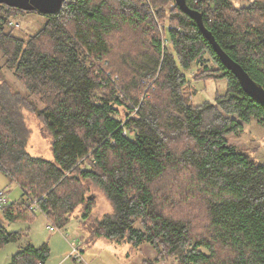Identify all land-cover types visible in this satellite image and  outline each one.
Returning <instances> with one entry per match:
<instances>
[{
    "label": "trees",
    "instance_id": "trees-1",
    "mask_svg": "<svg viewBox=\"0 0 264 264\" xmlns=\"http://www.w3.org/2000/svg\"><path fill=\"white\" fill-rule=\"evenodd\" d=\"M116 1L115 9L109 0H68L59 13L43 15L45 25L26 41L9 28L14 14L24 11L0 5V52L25 89L10 93L0 86V172L23 191L19 202L0 210L3 219L41 213L61 229L78 215L83 225L96 205L89 190L96 188L112 212L83 229L93 242L148 244L177 264H264V164L227 140L253 121L264 128V107L243 91L177 6L168 14L155 9L156 22L141 0ZM186 6L201 14L218 47L264 89V0L243 6L186 0ZM122 26L143 37L142 52L124 57L125 64L140 63L133 66L139 76L128 84L109 61L113 33ZM205 56L225 91L196 105L183 91L205 81L193 69L209 71ZM139 77L142 84L154 80L153 89L142 93ZM162 95L168 108L158 102ZM28 113L48 134L51 159L28 153ZM31 201L39 212L30 210ZM201 204L207 225L197 230L191 209ZM20 237L0 223V249ZM49 254L46 243L29 245L9 264H44Z\"/></svg>",
    "mask_w": 264,
    "mask_h": 264
},
{
    "label": "rangeland",
    "instance_id": "rangeland-1",
    "mask_svg": "<svg viewBox=\"0 0 264 264\" xmlns=\"http://www.w3.org/2000/svg\"><path fill=\"white\" fill-rule=\"evenodd\" d=\"M109 1L115 9L117 5H120L116 0ZM244 1L245 3L242 0H238V4L240 6L246 5L248 1ZM67 2L68 0H66L64 4ZM231 2L233 5H236V0H231ZM150 3L151 9H154L155 15V9H160L161 14H168L173 11L176 6L174 1L163 4L160 0H150ZM144 10L147 14H150L155 21L158 20L156 18L157 15L153 17V14L148 13L145 7ZM45 23L46 18L38 13H15L9 21V28L14 36L26 41L29 37L35 35ZM149 37L145 36L146 39ZM142 43L143 37L140 31L131 30L122 26L121 30L113 33L111 46L114 49H112L110 53L109 61L112 69L117 72L119 71L118 73L123 84H128L139 76L134 67H139L138 64L140 65V63L135 62L133 64V62H130L125 64L124 57L130 56L135 59L136 54L143 50V47H141ZM204 60L209 68L208 72L203 75L201 74L203 66H194L193 69L195 71L197 70V73H200L201 79L205 81H203V83L190 82L183 91L190 99V102L196 105L203 101L213 102L217 93H223L225 91V82L220 80V75L215 71L216 68L212 60L208 56H205ZM186 74L188 75L187 78L191 79L193 72ZM141 80V77H139L138 82L141 83V92L145 93L151 90L154 80L144 82L143 84ZM0 86L7 88L10 93H25V89L15 79L13 72L5 66V58L1 52ZM134 95H136V93ZM148 97L151 98L152 96L148 95ZM165 98L166 97L162 95L158 102H163V108H168L164 103ZM29 99L34 102V106L37 110L43 109V106L36 99L30 96ZM26 117L33 130L27 147V150H29L28 153L33 157L42 156L46 159H51L49 136L45 132L43 125L36 118L35 114L28 113ZM227 140L229 144L235 146L238 151L245 153L251 160L264 164V128L259 126L256 122L253 121L250 124L244 125L243 130L239 134L228 135ZM0 189L5 191L6 194L8 190L7 196L10 202L19 200L20 194L23 192L20 188V183L12 178V175L4 172H0ZM89 191V194L93 195L96 205L93 214L90 216L91 218L83 225L76 220L78 217L77 215L76 219H71L70 223L65 228L60 229L41 213L36 214V218L31 224L26 222L9 223L3 219L1 211L0 223L8 231H27V236L21 239L24 243H30L33 246H40L46 243L50 248L51 254L45 264H151V262L152 264H177L176 258L164 259L148 244H143L135 248L126 242H117L114 240L95 239L93 242L91 235H87V232L84 230L90 228L94 218L101 217V215L105 213H111L112 208L99 189L91 188ZM192 203L197 204L199 202L193 201ZM191 211L195 214V219L193 218L192 222L197 230L207 225V219L202 204L194 207ZM178 213L181 216V209L178 210ZM50 227L53 228L52 231L49 230ZM71 243H76L78 249H80V255L83 259L82 262H76L72 257H69L71 253ZM14 252H16V250ZM0 253L1 258H3L2 252ZM3 262L4 260L1 259L2 264H4Z\"/></svg>",
    "mask_w": 264,
    "mask_h": 264
},
{
    "label": "water",
    "instance_id": "water-1",
    "mask_svg": "<svg viewBox=\"0 0 264 264\" xmlns=\"http://www.w3.org/2000/svg\"><path fill=\"white\" fill-rule=\"evenodd\" d=\"M66 0H0V5H6L11 8H16L24 12H35L39 15H55L59 13ZM175 5L198 26V29L203 36L210 42L214 52L219 57L222 65L237 78L243 91L249 95L253 100L264 107V89L261 85L254 82L247 73L230 59L214 42L211 34L206 30L203 25L202 16L199 12L189 9L186 6V0H173Z\"/></svg>",
    "mask_w": 264,
    "mask_h": 264
},
{
    "label": "crops",
    "instance_id": "crops-1",
    "mask_svg": "<svg viewBox=\"0 0 264 264\" xmlns=\"http://www.w3.org/2000/svg\"><path fill=\"white\" fill-rule=\"evenodd\" d=\"M244 3H245V1L244 0H242ZM246 1H251V0H246ZM236 5L237 6H240L239 4H238V0H236ZM156 16V15H155ZM157 18V17H156ZM28 152H29V150H28ZM3 189V188H2ZM2 189H0V191L2 190ZM6 189V188H5ZM3 191V190H2ZM5 192V191H4ZM7 194H8V190H7ZM7 194H6V197H7V199H8V205H10V204H13V203H16L17 201L19 202V200H21L20 198H19V200H15V201H13V202H10L9 201V198H8V196H7ZM20 196H21V194H20ZM33 218L32 219H30V220H19V221H15V222H26V223H29V224H31L33 221H34V219L36 218V214L34 215V216H32ZM6 221V220H5ZM7 222H9V221H7ZM10 223V222H9ZM65 228V227H64ZM10 232H20L21 233V237L18 239V241L17 242H15V243H11V244H8V245H6V246H4L3 248H1L0 249V252H2V255L4 256L3 258H1V253H0V264H2L1 263V259H3L4 260V264H9L10 263V260H11V258L16 254V253H18L20 250H22L24 247H26V246H29V245H31V246H33L32 244H30V243H24V242H22L21 241V239L23 238H25L26 236H27V231H23V230H19V231H10ZM81 239H83V238H81ZM44 244V243H43ZM42 245V244H41ZM40 245V246H41ZM40 246H33V247H40ZM17 248V249H16ZM50 249V248H49ZM16 250V252H14ZM14 253V254H13ZM50 254H51V251H50ZM50 254H49V256H50ZM49 258V257H48ZM48 260V259H47ZM74 260V259H73ZM6 261V262H5ZM46 263V262H45ZM44 263V264H45Z\"/></svg>",
    "mask_w": 264,
    "mask_h": 264
},
{
    "label": "built area",
    "instance_id": "built-area-1",
    "mask_svg": "<svg viewBox=\"0 0 264 264\" xmlns=\"http://www.w3.org/2000/svg\"><path fill=\"white\" fill-rule=\"evenodd\" d=\"M141 1L143 3L144 7L147 9V12L153 14V17H156L155 13H154V9H151L152 7H151L150 0H141ZM156 22H157V20H156ZM163 41H164V38H163ZM7 205H8V199L6 197V193L4 191L3 192L1 191L0 192V210ZM30 210H32L33 212H39L40 211L36 201H31ZM49 230L52 231L53 228L50 227ZM69 257H72L76 262H82L83 261L76 243H71V253H70Z\"/></svg>",
    "mask_w": 264,
    "mask_h": 264
}]
</instances>
